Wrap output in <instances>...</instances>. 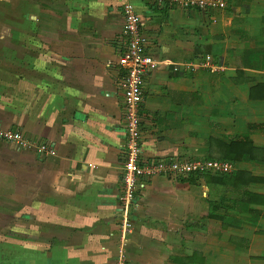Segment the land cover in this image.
Returning <instances> with one entry per match:
<instances>
[{
	"label": "crops",
	"instance_id": "0c3cea01",
	"mask_svg": "<svg viewBox=\"0 0 264 264\" xmlns=\"http://www.w3.org/2000/svg\"><path fill=\"white\" fill-rule=\"evenodd\" d=\"M225 3L133 1L155 61L141 164L234 171L144 177L125 207L123 0H15L0 16V127L55 152L0 141V264H117L124 218L126 264H264V0ZM206 54L224 71L192 70Z\"/></svg>",
	"mask_w": 264,
	"mask_h": 264
},
{
	"label": "built area",
	"instance_id": "2783aa9c",
	"mask_svg": "<svg viewBox=\"0 0 264 264\" xmlns=\"http://www.w3.org/2000/svg\"><path fill=\"white\" fill-rule=\"evenodd\" d=\"M134 0H123L122 15L123 28L121 38L125 44L119 58V68L123 77L119 82L124 102V123L126 132L125 157L122 175V193L119 204L125 207L136 198L137 191L143 186L141 179L153 175H172L184 177L195 174L208 173L230 174L234 171V165L228 161L219 160H193V161H170L167 164L152 163L141 164L140 162V123L139 108L143 100L144 78L155 61L146 52L147 40L142 33L140 18L134 9ZM156 5L176 7L189 10H220L226 5L225 0H145ZM192 70H204L212 73L224 71V66L214 63L211 56L206 54ZM173 72H180V68L173 67ZM0 141L11 143L19 149L36 148L40 152L54 155L55 152L47 144H38L26 138L19 130L3 129L0 127ZM132 232L128 219L121 221V239L118 247L117 264H126V236Z\"/></svg>",
	"mask_w": 264,
	"mask_h": 264
},
{
	"label": "rangeland",
	"instance_id": "374dc122",
	"mask_svg": "<svg viewBox=\"0 0 264 264\" xmlns=\"http://www.w3.org/2000/svg\"><path fill=\"white\" fill-rule=\"evenodd\" d=\"M2 1V0H0ZM1 3V2H0ZM13 8V9H12ZM8 11L9 16L13 13V15L15 16V0H11L10 2V8H6L4 6V4L2 5V7L0 6V16H6V12Z\"/></svg>",
	"mask_w": 264,
	"mask_h": 264
},
{
	"label": "trees",
	"instance_id": "16d2710c",
	"mask_svg": "<svg viewBox=\"0 0 264 264\" xmlns=\"http://www.w3.org/2000/svg\"><path fill=\"white\" fill-rule=\"evenodd\" d=\"M256 127V126H254ZM235 141V140H234ZM245 142L249 143L250 144V141L249 140H246ZM203 176L206 175V174H202ZM200 175V176H202ZM213 175H216V176H224V175H221V174H213ZM196 176V175H195ZM262 182H264V179L261 180Z\"/></svg>",
	"mask_w": 264,
	"mask_h": 264
}]
</instances>
